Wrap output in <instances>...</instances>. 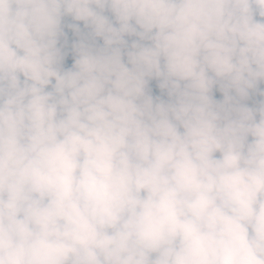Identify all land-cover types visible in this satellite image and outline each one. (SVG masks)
Segmentation results:
<instances>
[{
	"label": "clouds",
	"instance_id": "obj_1",
	"mask_svg": "<svg viewBox=\"0 0 264 264\" xmlns=\"http://www.w3.org/2000/svg\"><path fill=\"white\" fill-rule=\"evenodd\" d=\"M0 264H264V0H0Z\"/></svg>",
	"mask_w": 264,
	"mask_h": 264
},
{
	"label": "rangeland",
	"instance_id": "obj_2",
	"mask_svg": "<svg viewBox=\"0 0 264 264\" xmlns=\"http://www.w3.org/2000/svg\"><path fill=\"white\" fill-rule=\"evenodd\" d=\"M217 98H219V94H217Z\"/></svg>",
	"mask_w": 264,
	"mask_h": 264
}]
</instances>
